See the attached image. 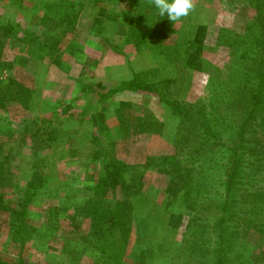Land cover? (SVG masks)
I'll list each match as a JSON object with an SVG mask.
<instances>
[{
  "label": "rangeland",
  "instance_id": "374dc122",
  "mask_svg": "<svg viewBox=\"0 0 264 264\" xmlns=\"http://www.w3.org/2000/svg\"><path fill=\"white\" fill-rule=\"evenodd\" d=\"M96 1L0 0V190L9 205L16 204L32 171L44 182L28 207L25 224L30 232L24 246L10 234L8 212L0 206V259L131 264L135 252L150 246L153 257L146 264H200L194 257H171L172 252L157 248L158 243H182L184 229L171 225L170 209L163 207L170 175L153 166L140 178L150 199L142 214L151 217L152 231L134 224L129 242L118 244L111 261V247L109 257L96 250L89 219L76 211L91 195L85 185L100 168L92 159L93 135L115 158L131 164L146 156H175L182 164L176 169L192 168L191 185L204 198L221 199L229 168L223 144L233 143L236 130L226 101L236 99L235 83L244 85L251 75L249 64L258 60L259 41L255 34H245L244 26L258 25L257 17L264 25V0H196L195 10L174 22L161 17L151 0H101L106 13L94 27L119 51L90 35ZM148 9L153 11L151 20L136 19L138 10ZM132 73L157 90L119 89L100 101L86 88L101 82L105 90L113 89ZM10 79L23 87V97L12 98ZM186 98L198 102L207 120L199 123L200 137L189 141L184 136L191 118L173 109ZM119 105L133 123L129 133L118 128ZM202 139L208 140L206 145ZM126 188L108 195L124 194ZM235 223L230 231L240 234L241 223ZM205 224L200 235L211 250L215 233ZM135 234L142 238L138 249Z\"/></svg>",
  "mask_w": 264,
  "mask_h": 264
},
{
  "label": "trees",
  "instance_id": "16d2710c",
  "mask_svg": "<svg viewBox=\"0 0 264 264\" xmlns=\"http://www.w3.org/2000/svg\"><path fill=\"white\" fill-rule=\"evenodd\" d=\"M100 1H96L98 11L92 19L90 35L103 46L119 51V47L115 46L101 29L94 27V24L101 21L106 13L105 6L101 5ZM152 15V9L138 10L136 19L143 21L148 18L151 20ZM256 19L258 25L244 26V33L255 34V38L259 41L258 60L249 64L248 71L251 75L244 79V85L240 82L235 83V91H233L236 99L228 97L226 101L229 113L232 108V123L236 130H234L235 140L233 143L223 144L229 155V168L221 199L204 198L199 193L200 189L191 185L189 169L192 170V168L184 166L182 172L176 169V165L182 166V164L175 156H146L144 161L131 164L115 158L102 145L98 137L93 135L92 159L98 162L100 168L99 172L91 176L85 185V189L90 191L91 195L76 208V211H80L78 214L81 217L89 219V234L96 239V250L103 254L107 253L109 257L107 250H110L109 247H111L110 261L117 253L118 244L129 242L131 233L134 231V224L137 223L142 231L148 233L152 231L153 227L149 222L151 217L148 219L142 214L150 199L146 193L142 192L140 178L142 171L153 166L159 172L170 175V181L164 190L163 207L166 210L170 209L171 225L181 226L184 229L181 233L182 243L175 244L173 242L169 245L158 243V249H167L172 252L171 257H173L172 254L181 259L186 255L194 257L200 264L206 259L210 260L209 264H264V25L260 22L259 17ZM128 36L133 37V34L128 31ZM244 36L247 39L248 36ZM228 41L222 45H229ZM218 44L221 45V43ZM192 65L194 66V64ZM194 69H197V66H194ZM126 79L113 89L105 90V86L101 82L88 83L86 88L95 93L100 101L119 89L132 88L148 93L157 90L153 83L145 81L137 73H132ZM12 84H14V87L11 88L12 98L17 100L23 97V87L19 85L18 88L15 82L10 79L7 85L11 86ZM19 90L21 92H18ZM244 91L248 92L245 94ZM195 102L197 101L186 98L173 108L178 115L191 118L190 127L187 129L188 133L184 136L185 141H189L191 137L193 140L197 139V132L200 130L199 123L204 125L207 121L206 115L202 114V108L198 107V102ZM120 105L126 106L128 102H121ZM194 115H197L198 118L193 119ZM115 116L118 120V128L129 133L133 123L127 117L122 106L115 109ZM205 129L209 131L208 126H205ZM203 141L206 145L208 140ZM169 166H172V172L168 171ZM32 173L22 196L15 202L16 204L9 205L0 190V206L8 212L10 234L18 240L20 246L25 245V235L30 232L25 224L29 204L44 185L42 177L35 170ZM2 182L3 179H0V186H2ZM123 186L127 187L124 194L120 191V195H108L110 190L122 189ZM57 213V211L52 212L53 215H57ZM204 220L206 221L205 226L215 233L216 242L211 250L200 235ZM235 222L241 223L242 232L240 234L230 231V228L236 224ZM206 232L208 231H204V233ZM135 235L134 243L138 249L142 238L138 234ZM152 253L153 249L150 246L140 248L134 253V261L131 264H146V259L153 257ZM98 262L109 263L105 259L102 262L98 260ZM0 264L29 263L23 259L14 261L0 259Z\"/></svg>",
  "mask_w": 264,
  "mask_h": 264
},
{
  "label": "clouds",
  "instance_id": "9594fccd",
  "mask_svg": "<svg viewBox=\"0 0 264 264\" xmlns=\"http://www.w3.org/2000/svg\"><path fill=\"white\" fill-rule=\"evenodd\" d=\"M161 17L167 16L172 22L187 17L195 10L196 0H151Z\"/></svg>",
  "mask_w": 264,
  "mask_h": 264
}]
</instances>
